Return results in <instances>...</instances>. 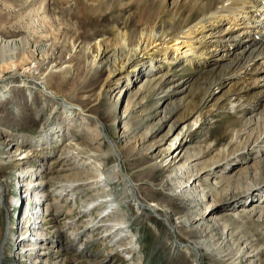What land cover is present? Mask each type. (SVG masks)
I'll use <instances>...</instances> for the list:
<instances>
[{
	"label": "rangeland",
	"instance_id": "374dc122",
	"mask_svg": "<svg viewBox=\"0 0 264 264\" xmlns=\"http://www.w3.org/2000/svg\"><path fill=\"white\" fill-rule=\"evenodd\" d=\"M54 1L55 2L58 1V3H60V8L62 10L59 13L58 10H55L56 13L47 10L48 8L47 3H51ZM88 2L89 0H46L45 2L44 0H0V31H7L8 29L10 31L15 30L14 31L15 33L0 32V37L2 35L6 37V38L1 37V39L19 40L22 38L23 40L26 41V43H28V46L26 48L23 47L21 49H18L20 47L17 44L8 45V46L5 45L2 48H0V62L1 61H3V63L9 62L10 58L15 56L17 57L18 64L21 65L23 64V61L20 60L22 58L25 60L26 65L23 67L22 70H20L19 75L23 76L24 74L28 72L31 73L33 71L35 74H37L38 72L37 65H35V63L31 61L32 60L31 58L39 59L41 57V54L36 55L37 53H35L34 56L32 57L31 54L32 50H34L35 46L38 45L41 46L42 43L47 44V41L52 42L53 39H61V38L63 39L69 37V36L64 37V31H66V28L79 29V31L84 35V37L82 36L83 49L86 50V47L87 49L90 48L89 53H91V49L93 48V45H96L98 43L102 44V48L104 47L105 49L107 48V50L109 49L112 50L114 44L120 42L121 35L130 33L134 37V35L136 36L140 32V29L142 27L140 25L139 17H138L139 9H137V7H135L132 4L133 1L122 0V4L120 2L121 5H115V2L113 0H102V3L100 4V6H98L99 8L95 11L96 13L94 12L95 14L93 15L94 17L92 15L89 16L78 15L76 12V7L80 4H84V3L86 4ZM165 2H166L165 15H167L165 20L166 22H169L168 20H170L172 16L171 14L173 10V5H172L173 0H165ZM176 2H178V4H180V2L182 3L181 0H176ZM262 2L263 1L261 0L260 4H262ZM228 4L230 3L226 2L223 4V6L228 7L229 6ZM242 6L243 5L240 4L233 6L231 12H226L225 14H222L225 15V17L219 23L214 24L215 26H209L207 24L209 27L207 26L203 30L202 29L198 30L194 34L193 38L189 40L188 39L185 40L186 42H190L191 46L184 47L186 44L183 43L180 44V42L184 39H180V41L178 40V42L171 41L164 44L163 43L160 44L159 42L154 43L151 46V48L153 47L162 48L165 52L164 54H161L158 57H156L158 59L157 63L155 64V61L144 59L142 61V64L138 68L137 73L133 75L129 74V76L122 75L120 77V80H118L119 83L117 82L115 85H112V87L110 88V91L108 92V95L106 97V101L114 102V103L116 101H120L116 114L112 112L111 122H115L116 126L114 129L111 128V132L112 135L116 134V137H118V143L116 144L115 147L119 152L122 153L123 151H125L126 153H128V151L132 150L130 151L131 153L134 151L132 156L130 154L126 155V157L130 159L137 158L136 160L133 159L131 163L133 166L132 172H135L137 170L138 171L144 170L151 162L154 161L151 160V158L148 160L145 159V157H142L139 154V152L140 153L145 152L147 148H150L151 146H154L153 148L158 146L162 142L163 136L168 132V129L170 128L169 127L170 123L173 122L175 118L176 120H179L180 126L178 127V129L174 131V133L173 131L170 133L171 134L170 141H168L166 145H164V147H166L167 144L171 142H178L182 137V133L185 132L186 128L188 129L189 125L192 126L190 132L194 134L195 139L193 140V142L192 141L188 142L186 147H184V149L187 148L189 150L188 151L189 156L187 158L188 162L193 158H197V156H201V157L203 156L200 160H192L191 165L196 166L195 167L196 173H202L207 168L210 169L214 168L215 170H218L223 168V166L227 164V168H230L229 179L233 178L232 181H234L237 179L239 174L243 173L245 167L252 168L254 164L259 160V158L263 157V155H261L257 158L249 159L246 163L241 161L242 158L247 157L251 152L248 150H243L245 147H247V145L251 146V150L256 149V145L254 144V141L259 135V129L263 125L262 124L263 121L261 124L258 125V130L257 128H255V124H254L253 126H250L251 128H253V131L251 132L247 131L249 133L244 134V132H246V128L249 127L246 126V120L249 118V116L251 118V114H249L247 110L239 111L238 112L239 114L234 113L237 106V104L234 101L235 99L234 96H232V98H230L229 100L223 99L222 96L223 91H225L230 86L231 88H235L236 86L233 84V82L234 81L238 82L240 80H233L222 91H220L219 89H217V87H215L213 89V93L211 92V96H213L212 100L204 103V100L206 99L202 98V92H200L198 89L199 87H201L200 84L205 78L203 74L204 72L202 71L209 70L211 66L201 67V66H193L191 64H188L191 62L192 58H196V61L202 58L201 57L202 53L208 56L209 59H212L209 56L212 53L211 50L213 51L218 47L217 46L218 43H216L215 40H217L219 37L225 38L227 36L229 37L236 36L238 38H241L242 36H245L247 32L250 31L257 32L259 30H262V28L264 31V25H263L264 16L261 15V12H263L264 10V3L259 8H258L259 6L258 2L257 5L254 6L248 5L245 7L243 6L244 8H241ZM219 8H221V6H219ZM251 9H252V13H249V11L251 12ZM32 10L33 12L34 10L39 11L38 13L40 14H35L36 17H33L32 13L29 14L30 11ZM43 11L46 12L48 11V12L43 13ZM259 22L263 23L262 26L260 28H254V26L260 24ZM18 24H20V26H18ZM22 25L23 27L24 26L25 27L23 28ZM16 29H21L22 32H17ZM84 33L86 34L88 33L87 34L88 36L85 35ZM8 35L10 36L12 35V36L10 38H7ZM67 43H68V49H71L72 47L71 40L68 39ZM241 44L244 45L243 43ZM241 44L238 45L237 47L238 49L242 47ZM227 50L228 52L231 53H234L235 51L234 48L232 49L227 48ZM112 51H110L111 53H109L108 55H111ZM226 52H224L223 54H225ZM164 57H166L165 60L171 62L175 61V64L172 66V68L168 67L167 64L164 63L165 62ZM180 57H184V58H182L181 60L179 59ZM186 57L187 59H190V61L187 63H185ZM68 58L69 56H67V59ZM179 60H181V63H178ZM263 60L264 59H259L257 61L255 60L256 67L260 68L261 64L263 63ZM88 63L89 61H86L87 66ZM153 65L156 66L155 68H157V65L160 66L158 68L160 69L161 72H159L158 75H166L165 73L170 75V78L174 80L172 85L175 86L177 85V83L182 84V86L176 89L175 91L178 92L187 87L185 93L179 95L175 94L172 97L166 99L165 100L166 102L165 101L163 103L160 102V108L158 109V111L159 110L161 111L165 107L167 101L168 103H172L174 101L181 100L180 102L181 104H183L184 107L175 114L171 115L172 117L170 118V120L168 122L163 123L161 129L153 131L155 129L154 128L155 124L159 122L161 117H163V115L160 114L155 119L146 121L145 124L141 126L140 130H137L135 134L131 135L132 136L131 139L128 138L126 139L123 137L126 125H123V123H121L118 119L121 117V115L124 112V107L126 105V102L132 100L133 97L135 96L136 93L135 91L138 89L140 83L143 82L142 80L144 79V77L147 78L149 76L150 74L149 72L152 69ZM248 69H250V67ZM8 74L9 73H7L6 75ZM262 75L263 73H260L254 77L252 76L251 79H246V81L250 86H253L254 79L256 78V80L259 79L261 81L262 79L260 77ZM103 79L104 76L98 79L99 82L96 81L92 86L91 91L89 93V95L91 96L90 98L91 100L95 97V94L99 93L100 85L102 84ZM16 84L18 83L13 82L11 84H8L6 88L7 92L4 94V97L0 99V106H1L0 107V141L7 140L9 142L10 140L8 147H6V149L4 150V154H0V158H2L5 163L9 162L10 158L14 157V152L16 150V147L19 148L18 144H23L20 146L21 153L19 156L22 157L24 160H29L28 158L26 159L25 156L29 155L31 152L35 150H38L39 148L42 149L43 157L47 155V152L50 150V148L52 149L53 152L49 154V158H46V160L40 159L41 161L37 162L36 165L29 163L26 164L23 168L18 170H15L13 168L11 169V167L9 168L5 167L2 168L0 171V179H3L6 182L5 184L8 185L7 196L4 202H2V205H0V235H1L0 261L2 258V250L4 248L7 250L6 253L10 254V255L8 254V256H10L12 261H17L15 260V257L18 258V253L16 249L17 243L11 246L10 245L11 243L7 244L5 238L9 235L10 237H13L11 233L15 235L13 237L14 240L17 236V233L15 232V226L17 227V225L15 224L17 210L16 208L12 209L13 204L16 203L17 200L19 199V202L21 201L20 204L22 203V209H23V207H25L27 203L26 198H24L25 194H27L26 190L23 187L20 188V192L18 190V188L21 187V184L23 183V181L21 179L19 180L18 177L23 176V171H25L28 174H32L31 178L26 179V181L28 180L29 182H35V180L37 181L39 179L41 180L43 179V182L44 181L46 182L48 181L47 177L48 179L50 178L51 182L50 183L46 182L47 187L49 188V189L46 188L47 191L50 192V190L57 189L58 192L56 193L60 195L59 196L60 200L62 199L61 202L62 204L65 205L66 210L72 211V217H75L76 220L80 217L78 220L88 221L89 223H91L90 221H95L92 217L93 216L95 217L96 215L98 216L100 213L88 212L86 214H83L81 211L82 209L88 208L89 205L94 206L93 204H96L97 205L96 207H98L97 204L98 202L110 198L107 196L108 194L118 196L124 190L123 187L112 186L114 180L111 181L110 186L107 187L106 184L104 185V183L101 181L103 179L102 176H100V179L95 181L94 184L89 183V181L91 180H96L98 176V171L112 164V161L110 162L108 161V164H104L99 158L95 157L96 153L94 151L93 152L95 154L89 152V155H91L92 158L88 157V155L80 156L76 152L75 154L72 152L71 156L66 155L70 159L60 158L62 152V151L60 152V150L62 149L63 144L66 141L74 140V141H78V143H82V140L79 138H84L86 136V133L88 132H90L91 134V136L89 135L90 138L92 137V139H94L97 143H100V141L98 140V138L100 137L99 135L100 133L97 129V127H99L100 124L97 123L95 116L96 113L95 111H93L96 110V112H100V108H98V106L94 105V103L87 104L88 99H86L87 97L86 95H83L85 101L83 103L81 99H77V97H74L72 95L68 96L66 95L67 93L59 94L64 98H66L67 100H69L72 106L76 107L75 110H77V112L80 114L75 117L74 121L72 120V122L69 121L67 122L66 116H67V110L69 108H66L65 105H62L61 109L58 112H54L50 116L48 115L49 110H47L46 108H45L46 112L44 114H41L39 110L41 109L42 104L38 102L37 107H35L33 102H31L34 96L33 93H29V91H27L26 93L24 92L22 93L20 86ZM126 89H128V91ZM166 89L168 88L165 87L163 91H165ZM255 91H258V89H255L252 92L254 93ZM159 92L160 91H157L158 97H161L163 93L162 92L159 93ZM18 94H21V96L17 99L16 96ZM151 96L152 93L150 88L148 90H145L142 95V97H145V100L146 99L151 100L150 98ZM209 99H207L206 101H208ZM138 101L141 100L138 99ZM9 103H13L14 106L13 107L8 106ZM62 103L65 104L64 102ZM153 104H155L153 100H151L150 104L149 103L143 104V107H140L136 111L137 112L136 115H134L128 121L127 126H130V128L133 129L137 126L138 124L137 121L139 122L140 119H146V116L148 115L145 114L150 110L155 109V105ZM79 105H81L82 108H79ZM263 106L264 104H262L261 107L256 112H261L262 108L264 109ZM142 108H144V110L141 111ZM193 112H195L194 115L189 118V114ZM54 115L56 116L53 117ZM201 117L207 118L206 120H204L207 122L206 124H203L200 121ZM82 118L83 119L87 118V119L79 120L78 123L77 122L74 123L78 119H82ZM81 124L83 125L82 129L84 130L78 133L79 131L75 127L76 126L79 127ZM151 131H153V133H151ZM237 131L240 132L239 138L238 139L236 138L234 140L237 142L234 143V141H232L230 143V141L234 137L233 136L234 132ZM72 133L74 135H72ZM178 133H179V137L177 136ZM31 134L32 136L35 135L34 136L35 140H30ZM187 134L185 138L188 140L189 138L187 137ZM39 135L40 136L44 135V138L39 137ZM45 137L51 139V142L46 141ZM83 140H85V138ZM113 140H115V138ZM260 140H262V138ZM94 148H98L97 145H95ZM112 148H113L112 150H115L114 147ZM99 151L104 153L107 152L108 149L106 147L104 149L100 148ZM91 153L93 154V156ZM170 153L171 154L169 155L165 163L169 162L171 159H174L177 156L178 151L176 152V150H172ZM77 155L78 157H76ZM224 156H226V160L221 161L222 157ZM253 156L254 155H252V157ZM210 160H219L220 162L214 165H210L211 162ZM75 161H81V162L74 163ZM50 164H52L51 167ZM86 165H89L87 166V169H86ZM47 167H50L49 171H47ZM159 167H164V164H159ZM118 169H120V167ZM181 171L180 173H182ZM79 173L86 177L81 179L82 181L74 180V178ZM196 173L192 172L190 176H194L196 175ZM218 173L219 172L212 173L204 180L198 182L195 187H193L192 185L193 188L190 190L188 189L187 190L188 192L186 191L187 193H185V195L174 194L175 188L171 190H167L170 189L171 187H167L165 189L164 188L156 189L149 185L148 186L143 185L148 189L151 188L149 189L148 192H144V196L149 197V200H154L158 203L164 204L170 210H172L173 215L177 214L179 216L188 213V209L192 204L191 197L197 196V199H200L199 201L202 205V207L198 208V214L207 216L209 215L208 205L215 204L216 202L214 195L211 196L207 194V196L205 197L204 194L210 192L209 191L210 189L216 188V183L217 181H219ZM253 173L254 172L247 171L248 176H251V174L253 175ZM167 176L170 175L168 173L161 174V172L157 170L154 171L152 181L154 184L159 185L160 184L159 182L161 180H165L164 178ZM67 181H74L75 183H69V184H76V185L74 186L72 192L69 191L68 195L63 196L62 194L64 193V189H65L63 185L67 184ZM56 185L58 187H61L63 191L62 194H59L62 191L59 190V188H55ZM224 185H226V183L223 184L222 186L226 188V186ZM29 186L31 185L28 184V187ZM105 186L107 188L106 189L107 192L105 193V196L100 195L101 192L104 191L102 190V187ZM98 187H100L101 190H99ZM32 191L34 190L31 189V191L28 192L30 193L29 194L30 197L33 196ZM65 191L68 190L65 189ZM210 193H212V191ZM140 196L143 195L140 193ZM10 197H14V202L12 204L10 202ZM243 197L244 199H247V201L246 203L245 202L242 203L241 207L247 208L251 206L250 208H248L249 212L254 208L253 205L264 208V203L261 202L262 200L258 199V202H256L254 198L257 197V195L253 194V192L250 194H245ZM22 198H24V200ZM223 204L224 203H222V206ZM122 206L123 205H119L118 211L115 210L114 213L119 216L122 215V217L124 214L127 215V217H123L125 220L122 219L123 220L122 223L125 225H130V232L132 233V235L130 232L128 234H124V236L127 235L125 237L126 241H120L119 240L120 238H117L121 234H118V236H113L111 234L112 238H107V236H105L106 239H104L105 238L104 237L102 238V240H99L98 243H96V245H93L89 248V252L87 253L88 255H91L89 258L92 257L94 261H90L89 258H82L81 256L75 255L73 253L67 254L66 252H64L63 245H61L60 243H56L59 229L65 227V225L63 224H65L68 221L67 219L69 218L68 214L67 215L64 214L66 210H64V212L61 213L59 217H53L52 215H49L48 219H51V221L46 223H49L50 225L45 226L46 229L44 231L42 230L41 234H38L39 236L41 235L40 237L48 241L44 244V247L47 249L43 251L40 250L37 251V253H40L41 255H38L37 257L35 256L34 258L36 259L34 261L38 259L39 261L42 262L41 264H123V262H125L124 264H162L164 262L170 263L172 261L174 262L173 264H192L191 258L188 256L187 252L183 250V248L178 247L179 249H176V251L174 252L175 245L178 241L175 237H172L169 234L167 229L163 227L162 221L160 219H158L154 215H142L138 219L139 214L136 213L137 211L135 208L125 207V206L122 207ZM222 211H218V212H214L213 214H210L209 215L210 218L209 217L206 218L205 224L211 225L212 223L211 218L218 217L219 216L218 214H220ZM239 212L241 211L238 210L236 213ZM260 213L261 212H259V215L255 214V216L252 217H250L249 213H246L243 216H241L240 222H235V224H232V220L229 219V215L224 214L223 211L222 220L224 221V219H226L223 225H227L228 228H231L232 232L230 230L229 232H231V234H234L235 236L232 237V240L230 241L229 245L224 246L226 239L225 236L223 237L221 236L222 233L225 234L224 233L225 231L222 230L221 225H220L221 227L218 228V233L220 234L218 238H216L215 233L213 234H208V232L204 233L206 235V236L204 235V237L207 238L206 242L209 243V241L213 242L214 240L215 243H209L210 245L209 248L202 251V264H214V263L220 264L211 261L209 257L210 256L218 257L217 254L224 249L231 252L234 251L233 253H236L239 250L245 251L246 245H248L251 242L253 249H256V251H262V255L260 257L261 260L258 262V264H264V224H263L264 214H260ZM233 215L235 216V214ZM233 215H231L232 219H234ZM56 218L57 221L56 220L54 221V219ZM101 219H99L100 224H104V225L108 224V226L113 223L115 224V222L111 220L107 221L105 218H101ZM18 223L20 224V227L21 225L22 226L27 225L23 221H18ZM159 223L161 227L156 226ZM200 224H201L200 222L199 223L197 222L193 224L191 228L187 229V230L194 229L195 234L192 235H195L198 240H202L199 239L198 230H204V226ZM220 224H222V222ZM104 230H105L104 228H100L99 229L100 232L96 231L94 236L90 234V237L101 239V236H104L105 233ZM25 233L27 234V232ZM178 235H179L178 240L182 242L190 239H195V237H193L192 235L189 234L187 235L183 232H179ZM132 236L135 237V241L137 242V245L132 244V239H133ZM157 236H161L162 239L166 241L167 248L163 249V246L155 241ZM49 239H51L53 243L49 244ZM33 240L35 241V238H33ZM115 240H119V242ZM222 240L224 244L222 243ZM82 243L84 244V241ZM33 244L34 243L32 244L30 243L28 245H33ZM24 246L26 245H23L22 247ZM126 246H132V249L135 250L134 252L135 257H133V259L131 258L132 256L131 254H125L126 252H124L121 255V251H118L120 248ZM157 248L161 249L160 255L155 256V258L151 257V252L157 250ZM207 251L211 253L210 256L205 254ZM163 252L165 253L164 254L165 257L163 256ZM173 252L176 255L171 256V253ZM11 259L7 261V264L12 263ZM17 262L20 264L19 259Z\"/></svg>",
	"mask_w": 264,
	"mask_h": 264
},
{
	"label": "bare ground",
	"instance_id": "6f19581e",
	"mask_svg": "<svg viewBox=\"0 0 264 264\" xmlns=\"http://www.w3.org/2000/svg\"><path fill=\"white\" fill-rule=\"evenodd\" d=\"M45 1L46 0H44V2ZM113 1L115 2V5L122 4V0H113ZM131 1H133L132 4L135 7H137V9H139L138 17H139L140 25L142 27L140 29V32L138 33L139 36L134 35L133 37V35H131L130 33L121 35L120 36L121 40L120 42L114 44V47L112 48L113 51L109 49L110 51H112L111 55H108L111 52L107 50V48L106 49L104 47L102 48L101 43L93 45V48L91 49V53H89L90 48L87 49L86 47V50L83 49L82 36L84 37V35L79 31V29L66 28V31H64V37L67 36L69 37L63 39L62 38L53 39L52 42L47 41V44L42 43L41 46L39 45L35 46L34 50H32L31 53L32 57L34 56L35 53H37L36 55L41 54V57L39 59L31 58L32 59L31 61H33L35 65H37V69H38L37 74H35L33 71L31 73L28 72L23 76L19 75L20 70H22L23 67L26 65L25 60L22 58L20 59L23 61V64L21 65L18 64L17 57L15 56L11 57L9 62L6 63H3V61L0 62V99L4 97V94L7 92L6 90L7 85L14 82V83H18L16 85L20 86L22 93L23 92L26 93L27 91H29V93H33L34 96L31 102H33L35 107H37L38 102L42 104L41 109L39 110L41 114H44L47 109L49 110L48 115L50 116L54 112H58L61 109L62 105H65L66 108H69L68 110L70 111L67 110V116H66L67 122L68 121L72 122V120L74 121L75 117L80 114L77 112V110H75L76 107L72 106L69 100H67L66 98H64L59 94L67 93L66 95L68 96L72 95L74 97H77V99H81L83 103L85 102L83 95H86L87 96L86 99H88L87 104L94 103V105L100 108V112H96V110H93L96 113L95 114L96 121L98 124H100V126L97 127L100 133L99 134L100 137L98 138L100 143H97L94 139H92V137L90 138L89 135L91 136V134L90 132H88L89 134L86 133V136L84 137L85 140H83L84 138H79L82 140V143H78V141H74V140L66 141L63 144L62 147L63 150L62 149L60 150V152L62 151L60 158L70 159L66 155L71 156L72 152L74 154L76 152L80 156L88 155V157L92 158L91 155H89V152L92 153L95 152L96 153V154L94 153L95 157L99 158L104 164H108V161L109 162L112 161V164L98 171V176L96 180H91L89 181V183L94 184V182L100 179V176H102L103 179L101 181L104 183V185L106 184L107 187H109L110 182L114 180L112 186L123 187L124 190L118 196L108 194L107 196L110 198L98 202L97 203L98 207L102 206L101 208L102 210L96 207L97 206L96 204H93L94 206L89 205L88 208L82 209L81 211L83 214H86L88 212L100 213L98 216L96 215L95 217L94 216L92 217L95 221H90L91 223H89L88 221L78 220L80 217L79 218L77 217L78 218L77 220L75 219V217H72V211L66 210L65 205L62 204L61 202L62 199L60 200L59 197L60 195L56 193L58 192L57 189L50 190V192L47 191L49 192L48 200L50 203L43 202V205H46L45 213L47 214V219L45 220V222L51 221V219H48L49 215H52L53 217H59V215H61V213H63L64 210H66L64 214L69 215V218L67 219L68 221L65 224H63L65 225V227L59 229L56 240V243H60L61 245H63L64 252H66L67 254L73 253L75 255L81 256L82 258H89L91 256L87 254L89 252V248L93 245H96V243H98L99 240H102V238H104L105 236H107V238H112L111 237L112 235L118 236V234H121L117 238H120L119 239L120 241H126L125 237L127 235L124 236V234H128L130 232V225L123 224L122 219H124L123 217H127V215L124 214L122 217V215L119 216L114 213L115 210L118 211L119 205H123L125 207L135 208L137 211L136 213L139 214L138 219L142 215H154L155 217L160 219L162 221L163 227L167 229L169 234L172 237H175L178 241L175 245L174 252L176 251V249H179L178 247H181L183 248L184 251L187 252L188 256L191 258L192 264H202V251L209 248L210 246L209 243H215L214 240L213 242L210 241L209 243L206 242L207 238L204 237L205 235L204 233L207 232L208 234L215 233L216 238H218V236L220 235L218 233V228L222 226L221 228L222 230L225 231L224 232L225 234L222 233L221 237L225 236L226 239L225 244L223 242V240L225 239L222 240L224 246L229 245L230 241L232 240V237L235 236L234 234H231L232 232L231 228H228L227 225H223L224 221L226 220V219H224V221L222 220L223 211L224 214L229 215V219L232 220V224H235V222H240L241 216H243L246 213H249L250 217L255 216V214L259 215V212H261L260 214H264V208L260 206L253 205L254 208L250 210V212L248 208H250L251 206L247 208L241 207L242 203L244 202L246 203L247 201V199H244L243 196L245 194H250L252 192L253 194L257 195V197L254 198L256 202H258L259 199L262 200L261 201L262 203H264V118H263L264 109L262 108L261 112H256L261 107V105L264 104V60L260 68L256 67V62H255V60L257 61L259 59H264L263 28L262 30H259L257 32L256 31L247 32L245 36H242L241 38H238L236 36L235 37L227 36L225 38L219 37L217 40H215V42L218 43L220 46L217 44L218 46L216 48L217 50L216 49H214L213 51L211 50L212 53L209 56L212 59H209L208 56L202 53L201 54L202 58L198 59V61H196V58H192L191 62L188 63L193 66H201V67L211 66L209 70L202 71L204 72L203 74L205 78L200 84L201 87H199L198 89L200 92H202V98H205L206 100L210 98L208 101L204 100V103L212 100L213 96H211V92L213 93V89L215 87H217V89L222 91L233 80H240L238 82L234 81L233 84L236 87L231 88L230 86L225 91H223L222 96L223 99L225 100H229L230 98H232V96H234L235 98L234 101L237 104L234 113L239 114L238 113L239 111L247 110L248 113L251 114V118L249 116V118L246 120V126L249 127L246 128V132H244V134L253 131V128H251L250 126H253L254 124H255V128H257L258 130V125L261 124L263 121L262 123L263 125L259 129V135L254 141V144L256 145V149L251 150V146L247 145V147H245L243 150H248L251 152L247 157L242 158L241 161L246 163L249 159L257 158L261 155H263V157L259 158L258 161L256 160L257 162L254 164L252 168L245 167L244 169L245 172L243 171V173L239 174L237 179L234 181H232L233 178L229 179L230 168H227V164L224 165L223 168L218 170H215L214 168L212 169L207 168L202 173L195 172L196 166L191 165L192 160H200L203 156L202 157L197 156V158H193L189 162L187 160L189 156L188 155L189 150L187 148L184 149V147H186L188 142L191 141L193 142V140L195 139L194 134L190 132L192 128V126L190 125L188 126V129L186 128L185 132L182 133V137L178 142H171L167 144L166 147H164V145H166V143L170 141V137H171L170 133L172 131L174 133V131L178 129V127L180 126L179 120H176V118L173 122L170 123L169 126L170 128L168 129V132L163 136V140L158 146H156L155 148H153L154 146H151L150 148H147L145 152H141V153L139 152V154L142 157H145V159L148 160L151 158V160L154 161L151 162L144 170H139V171L137 170L135 172H132L133 166L131 163L133 159L136 160L137 158L130 159L126 157V155L130 154L132 156L134 151L131 153L130 151L132 150L128 151V153H126L125 151H123L122 153L119 152L115 147L116 144L118 143V137H116V134L112 135L111 132V128L114 129L116 126L115 122H111L112 112L116 114L120 101H116L115 103L108 102L106 101V97L112 85H115L118 82V80H120V77L122 75L129 76V74L133 75L137 73V70L142 64V61L144 59L155 61V64L157 63L158 59L156 57H158L161 54H164L165 52L162 48H158V47L151 48V46L154 43L159 42L160 44L161 43L164 44L171 41L178 42V40L180 41V39H184L180 42V44L181 43L186 44L184 47L191 46V43L186 42L185 40L187 39L189 40L193 38L194 34L198 30L200 29L203 30L208 25L215 26L214 24L219 23L225 17V15L222 14H225L226 12H231L233 6H236L238 4L243 5L244 7L248 5L254 6L257 5V2H260L261 0H237V2L236 0H181L182 3L180 2V4H178L176 0H173L172 3L173 10L171 14L172 16L171 19L168 20L169 22H166L165 20L167 16L165 15L166 14L165 0H131ZM262 1H263L262 3H264V0ZM226 2L230 3L228 4L229 5L228 7L223 6V4ZM101 3L102 0H89V2L86 4L84 3L78 5L76 7V12L78 15H82V16H89V15L93 16L95 15L94 12L99 8L98 6H100ZM47 4H48L47 10H49L50 12L54 13L55 10H58L59 13L62 10L60 8V3H58V1L56 2L54 1ZM219 6H221V8H219ZM243 6L242 8H244ZM38 12L39 11H35V10L33 12L32 10L30 11L29 14L32 13L33 14L32 16L36 17L35 14H40ZM47 12L43 11V13H47ZM249 13H252V9L251 12L249 11ZM261 15L264 16V10L263 12H261ZM259 23L260 24L254 26V28H260L263 23L261 22ZM18 26H20V24H18ZM16 30L17 32H22L21 29H16ZM14 31H10L8 29L7 31H0V32L15 33ZM84 34L87 35L88 33L87 34L84 33ZM11 36L8 35L7 38H10ZM1 37L6 38L4 35H2ZM1 37H0V48H2L5 45L8 46V45H16V44L20 47L18 49H21L23 47L26 48L28 46V43H26V41L23 40L22 38L19 40H12V39L2 40ZM68 39H70L72 43L71 49H68V43H67ZM241 43H243L244 45H242ZM239 44L242 45L240 49L237 48ZM227 48H231V49L234 48L235 49L234 53L228 52ZM224 52L226 53L223 54ZM67 56H69L68 59ZM165 58L166 57H164V60ZM182 58L184 57H180L179 59L182 60ZM181 60H179L178 63H181ZM86 61H89L88 66L86 65ZM189 61L190 59H187L186 57L185 63ZM164 63L167 64L168 67L172 68V66L175 64V61L171 62L165 60ZM155 67L156 66L153 65L152 69L149 72L150 73L149 76L147 78L144 77V79L142 80L143 82L140 83L138 89L135 91L136 93L133 99L126 102V105L124 107V112L121 115V117L118 119L121 123H123V125H126L123 136L126 139L127 138L131 139L132 138L131 135L135 134L137 130H140L141 126H143L146 121L155 119L160 114L163 115V117H161L159 122L155 124L154 126L155 129L153 131L161 129L163 123L168 122L170 120V118L172 117L171 115L175 114L184 107L183 104H181L180 102L181 100L174 101L172 103H168L167 101L165 107L161 111L160 110L158 111V109L160 108V102L163 103L166 99L172 97L175 94L179 95L185 93L187 87L178 92L175 91L176 89L181 87L182 84L177 83V85L175 86L172 85L174 80L170 78V75H168L167 73H165L166 75H158L159 72H161L160 69L158 68L160 66L157 65V68ZM249 67L250 69H248ZM7 73L9 74L6 75ZM260 73H263V75L260 77L262 80L261 81L259 79L256 80L255 78L253 82V86H250L246 81V79H251L252 76L253 77L257 76ZM103 76L104 79L102 84L100 85L99 93L95 94V97L91 100L90 99L91 96L89 95L91 88L94 85V83L96 81L99 82L98 79H100ZM165 87L168 88L166 89L167 91L166 90L163 91ZM149 88L151 89V93H152V96L150 98L155 102V104H153L155 105V109L147 112L145 114L148 115L146 116V119H140L139 122L137 121L138 123L137 126L132 129L130 128V126H127L128 121L134 115H136L137 113L136 111L140 107H143V104L151 103L150 99L145 100V97H142L144 91L148 90ZM255 89H258V91H255L253 93L252 91ZM126 90L128 91V89ZM157 91L160 92L163 91L161 97H158ZM20 96L21 94H18L16 96L17 99ZM138 99H140L141 101H138ZM62 102H64L65 104H63ZM8 106L13 107L14 105L13 103H9ZM79 108H82V106L79 105ZM144 108H142L141 111L144 110ZM194 113L195 112L190 113L189 118L193 116ZM55 116L56 115H54L53 117ZM86 119L83 118L78 119L74 123L76 122L78 123L79 120H86ZM206 119H207L206 117L205 118L201 117L200 121L203 124H206L207 122L204 121ZM79 127L78 126L75 127L79 131L78 133L84 130L82 129L83 127L82 124ZM153 131H151V133H153ZM186 134L187 137L189 138L188 140L185 138ZM72 135L74 134L72 133ZM177 136L179 137V133L177 134ZM233 136L234 137L230 141V143L234 141L236 138L237 139L239 138L240 132L238 131L234 132ZM39 137L44 138V135L43 136L39 135ZM45 138L46 141L51 142V139H49L48 137ZM114 138L115 140H113ZM261 138L262 140H260ZM235 142L237 141H234V143ZM9 143L10 140L9 142L7 140L0 141V154H4V150L6 149V147H8ZM18 145L19 148L16 147V150L14 152V157H11L9 162L5 163L4 160L0 158V171L2 168L5 167L7 168L11 167V169L13 168L15 170H18L23 168L26 164L29 163L36 165L37 162L41 161L40 159L46 160V158H49V154L53 152L52 149L50 148V150L47 152V155L43 157L42 149L39 148L38 150H35L31 152L29 155L25 156L26 159L28 158L29 160H24L22 157L19 156L21 153L20 146L23 144H18ZM95 145H97L98 148H94ZM105 147L108 149L107 152L102 153L99 151L100 148L104 149ZM112 147H114L115 150H112L113 149ZM172 150H176V152L178 151L177 156L174 159H171L169 162L165 163L169 155L171 154L170 152ZM252 155L254 156L252 157ZM76 157H78V155ZM224 160H226V156L222 157L221 159V161ZM210 161H211L210 165H214L220 162L219 160H210ZM78 162L81 161H75L74 163H78ZM159 164H164V167H159ZM51 165L52 164H50V167ZM87 166L89 165H86V169ZM50 167H47V171L50 170ZM119 167L120 169H118ZM157 170L160 171L161 174L168 173L170 175L165 177L164 178L165 180H161L159 182L160 183L159 185L154 184L152 181L154 171ZM180 171L182 173H180ZM247 171L254 173L253 175L251 174V176H248ZM192 172L196 173V175L190 176ZM217 172H219L218 173L219 181H217L216 183V188H212L209 190L210 192L212 191V193L207 192L206 194H204L205 197L207 196V194L211 196L214 195L215 197L216 203L212 205L210 204L208 205L209 215L213 214L214 212L223 210L220 214H218L219 215L218 217L211 218V222H212L211 225L205 224V220L206 218L209 217V215L204 216L198 214V208L202 207V205L199 201L200 199H197V196L191 197L192 204L188 209V213H185L182 216H179L177 214L173 215L172 210H170L164 204L158 203L154 200H149V197L144 196V192H148L149 189L151 188L148 189L143 185H147V186L149 185L156 189H163V188L165 189L167 187H171L170 189L167 190H171L175 188L174 194L185 195V193L188 192L187 191L188 189L189 190L192 189L193 187L196 186L198 182L204 180L212 173H217ZM31 177L32 174H28L25 171H23V176L18 177L19 180L21 179L23 181L21 187H19L18 190L20 191V188L22 187L26 188L27 194H25V197L28 196L29 198L31 197L29 196L30 193H28V189L38 190L36 185L42 183L44 184L42 189H44L43 191H45V189L47 188V183L51 182L50 178L48 179V177H47L48 181H46L47 183L45 181L44 182L41 181V179L37 181L35 180V182H29L28 180L26 181V179ZM85 177L86 176H83L82 174L79 173L74 178V180L82 181L81 179ZM5 183L6 182L3 179H0V205H2V202H4L7 196L8 185H6ZM69 183H75V182L67 181V184H64L63 186L68 191H65L64 189V193L61 187H58L56 185L55 188H59V190L62 191L59 194L63 193L62 195L66 196L68 195L69 191L71 192L73 191L74 186L76 185ZM225 183L226 185L224 186H226V188L222 187L223 184ZM28 184L31 185L30 188H28ZM106 186L102 187V190L104 191L101 192L100 195L105 196V193L107 192ZM98 189L101 190L100 187H98ZM51 192H55V195L52 196ZM140 193L143 196H140ZM43 196L47 197L46 194H44ZM10 202L11 204L14 202V197H10ZM222 203H224L223 206ZM18 208L19 206L17 207V210ZM238 210H240L241 212L236 213ZM233 214H235V216ZM231 215H233L234 219L231 218L232 217ZM26 218H27V222H30L31 220L30 217L27 216ZM101 218H105L107 221L111 220L115 222V224L113 223L110 224L109 226L108 224L107 225L100 224L99 219ZM197 222L198 223L200 222L201 223L200 225L204 226V230H198L199 239L202 240H198L195 235H192L195 234L194 229L187 230ZM221 222L222 224H220ZM263 224H264V220H263ZM156 226L161 227L160 223L157 224ZM100 228L105 229L104 236H101V239L94 237L91 238L90 234L94 236L95 232L99 231ZM45 229L46 227L44 226L42 230ZM229 230L231 232H229ZM179 232H183L187 235L188 234L192 235L193 237H195V239H190L182 242L178 240ZM11 234L13 237L15 236L13 233ZM40 236L39 239L42 238ZM13 237H10L9 235L5 238L7 244L11 243L10 245L13 246L15 245V243H17V238H15L14 240ZM132 238H133L132 244L137 245V242L135 241V237L132 236ZM104 239H106V237ZM119 240H115V241L119 242ZM83 241L84 244L82 243ZM155 241L158 242L160 245H162L163 249L167 248L166 241L162 239L161 236H157ZM46 242L48 241H46V239L43 238L39 240V242L34 243L33 245H28L30 243L26 242L27 244H23V245H26L27 247L26 246L23 247L24 248L23 252L26 253L27 251L33 249H38V251L46 250L47 248L44 247V244ZM51 243H53V241L49 239V244ZM6 251L7 250L5 248L2 250V258L0 264H7V261L11 259L10 256H8L9 253H6ZM118 251H121V255L124 252H126L125 254H131L132 259L133 257H135L134 255L135 250L132 249V246L122 247ZM160 252L161 249L157 248V250L151 252V257L155 258V256H159ZM174 252L171 253V256L176 255L174 254ZM233 252L224 249L217 254L218 257L210 256L211 253L208 251L205 254L210 256L209 258L211 259V261L220 264H255V263L258 264V262L261 260L260 257L262 255V251H256V249H253L252 242L246 245L245 251L239 250L236 253ZM32 254H34V252ZM164 254L165 253L163 252V256L165 257ZM38 255L41 254L37 253L36 256ZM15 260L18 261V258L15 257ZM89 260L94 261L92 257L89 258ZM17 261H12L11 259L12 262L11 264H19ZM41 263L42 262L39 261L38 259L34 262H31V264H41ZM124 263L125 262H123V264ZM173 263L174 262L172 261L170 263L164 262L162 264H173Z\"/></svg>",
	"mask_w": 264,
	"mask_h": 264
}]
</instances>
